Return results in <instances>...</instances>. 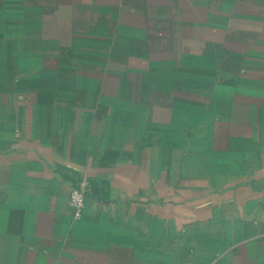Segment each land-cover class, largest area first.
I'll list each match as a JSON object with an SVG mask.
<instances>
[{"label": "crops", "instance_id": "1", "mask_svg": "<svg viewBox=\"0 0 264 264\" xmlns=\"http://www.w3.org/2000/svg\"><path fill=\"white\" fill-rule=\"evenodd\" d=\"M242 2L0 0V264H264Z\"/></svg>", "mask_w": 264, "mask_h": 264}, {"label": "rangeland", "instance_id": "2", "mask_svg": "<svg viewBox=\"0 0 264 264\" xmlns=\"http://www.w3.org/2000/svg\"><path fill=\"white\" fill-rule=\"evenodd\" d=\"M242 4L241 10L246 11L244 13L246 16L243 17L246 20L245 27L240 29L232 26L230 34L232 39L230 48L232 88L245 87L250 92H264V2L248 0L246 4L244 0ZM239 73L240 76H238ZM82 181L85 182V197L86 179H77L72 187Z\"/></svg>", "mask_w": 264, "mask_h": 264}, {"label": "built area", "instance_id": "3", "mask_svg": "<svg viewBox=\"0 0 264 264\" xmlns=\"http://www.w3.org/2000/svg\"><path fill=\"white\" fill-rule=\"evenodd\" d=\"M84 186L85 182H79L77 186L72 187L70 192V204L72 207V216L79 219L84 208Z\"/></svg>", "mask_w": 264, "mask_h": 264}]
</instances>
